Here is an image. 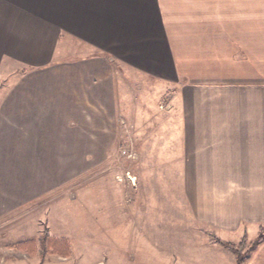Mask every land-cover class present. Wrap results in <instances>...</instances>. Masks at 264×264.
<instances>
[{
    "label": "crops",
    "instance_id": "obj_1",
    "mask_svg": "<svg viewBox=\"0 0 264 264\" xmlns=\"http://www.w3.org/2000/svg\"><path fill=\"white\" fill-rule=\"evenodd\" d=\"M130 77L164 91L150 118L176 127L175 172L196 221L253 241L264 226V0H0V222L106 158L121 114L149 118L147 104L121 99ZM215 250L209 264H234ZM244 264H264V238Z\"/></svg>",
    "mask_w": 264,
    "mask_h": 264
},
{
    "label": "rangeland",
    "instance_id": "obj_2",
    "mask_svg": "<svg viewBox=\"0 0 264 264\" xmlns=\"http://www.w3.org/2000/svg\"><path fill=\"white\" fill-rule=\"evenodd\" d=\"M141 78H128L121 99L147 104L149 118L136 117L139 110L121 114L106 158L89 159L90 168L74 172L66 189L1 221L0 264H209L216 248L236 257L194 218L184 175L175 172L181 152L176 127L169 132V124L161 125L168 119L150 118L164 91ZM152 87L155 92H147ZM231 239L237 244L242 237ZM251 242L246 238L243 252Z\"/></svg>",
    "mask_w": 264,
    "mask_h": 264
},
{
    "label": "trees",
    "instance_id": "obj_3",
    "mask_svg": "<svg viewBox=\"0 0 264 264\" xmlns=\"http://www.w3.org/2000/svg\"><path fill=\"white\" fill-rule=\"evenodd\" d=\"M209 235L211 236L214 242L219 243L220 245L230 249L231 251L235 253L236 255L235 264H244L246 251L243 252L242 250L245 247V243H246L245 236H243L242 239L237 244H235L234 242L222 240L216 237L213 233H210ZM263 238H264V231H261V233H259V235L251 242V245L258 243Z\"/></svg>",
    "mask_w": 264,
    "mask_h": 264
}]
</instances>
